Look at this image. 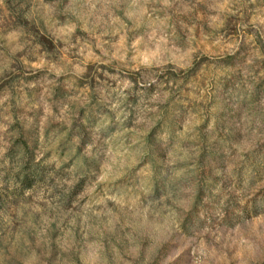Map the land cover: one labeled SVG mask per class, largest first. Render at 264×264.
<instances>
[{
	"label": "rangeland",
	"instance_id": "374dc122",
	"mask_svg": "<svg viewBox=\"0 0 264 264\" xmlns=\"http://www.w3.org/2000/svg\"><path fill=\"white\" fill-rule=\"evenodd\" d=\"M0 264H264V0H0Z\"/></svg>",
	"mask_w": 264,
	"mask_h": 264
},
{
	"label": "trees",
	"instance_id": "16d2710c",
	"mask_svg": "<svg viewBox=\"0 0 264 264\" xmlns=\"http://www.w3.org/2000/svg\"><path fill=\"white\" fill-rule=\"evenodd\" d=\"M77 135L83 142L84 136L79 130ZM29 137V134L26 138L23 134L19 135L14 142H11L6 154L10 158L11 163H13L12 166L16 167V170L8 171V175L21 189L31 187L35 180H40L44 177L45 167L41 163H35V142L31 141Z\"/></svg>",
	"mask_w": 264,
	"mask_h": 264
}]
</instances>
